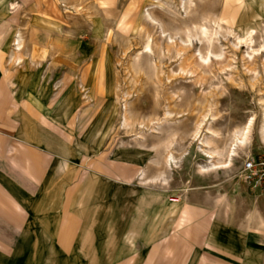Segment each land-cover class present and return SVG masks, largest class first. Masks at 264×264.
Listing matches in <instances>:
<instances>
[{
  "label": "rangeland",
  "instance_id": "1",
  "mask_svg": "<svg viewBox=\"0 0 264 264\" xmlns=\"http://www.w3.org/2000/svg\"><path fill=\"white\" fill-rule=\"evenodd\" d=\"M1 72L102 246L264 264V0H0ZM36 236L11 264H66Z\"/></svg>",
  "mask_w": 264,
  "mask_h": 264
},
{
  "label": "crops",
  "instance_id": "2",
  "mask_svg": "<svg viewBox=\"0 0 264 264\" xmlns=\"http://www.w3.org/2000/svg\"><path fill=\"white\" fill-rule=\"evenodd\" d=\"M25 107L23 98L1 72L0 219L5 220L9 229L0 234V240L7 242L0 248V264L15 263L16 241L37 240L36 235L42 241H51L54 249L50 255L65 258L66 264H171L178 252L173 257L155 245L145 250L116 240L112 246L111 239H107L104 246L100 244V238L91 227L95 220L72 213L74 200H78L74 184L65 191L57 179L59 169L39 167V159L47 158L38 149L43 143L39 137L41 127L36 121L38 111L34 106L32 112ZM69 191L71 197L67 196ZM65 209L67 216H71L64 221ZM70 225L74 227L72 233L67 231ZM35 229L39 233L36 234ZM156 241H159L158 236ZM40 247L39 255L46 256L47 249L43 244ZM219 260V264L225 263Z\"/></svg>",
  "mask_w": 264,
  "mask_h": 264
},
{
  "label": "built area",
  "instance_id": "3",
  "mask_svg": "<svg viewBox=\"0 0 264 264\" xmlns=\"http://www.w3.org/2000/svg\"><path fill=\"white\" fill-rule=\"evenodd\" d=\"M243 170L250 185L264 189V150L247 158Z\"/></svg>",
  "mask_w": 264,
  "mask_h": 264
}]
</instances>
